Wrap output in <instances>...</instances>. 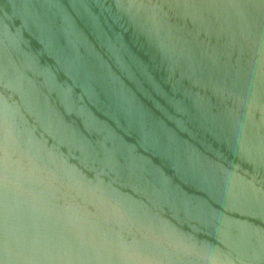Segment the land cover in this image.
I'll return each instance as SVG.
<instances>
[{
  "label": "water",
  "instance_id": "obj_1",
  "mask_svg": "<svg viewBox=\"0 0 264 264\" xmlns=\"http://www.w3.org/2000/svg\"><path fill=\"white\" fill-rule=\"evenodd\" d=\"M0 264H264V0H0Z\"/></svg>",
  "mask_w": 264,
  "mask_h": 264
}]
</instances>
